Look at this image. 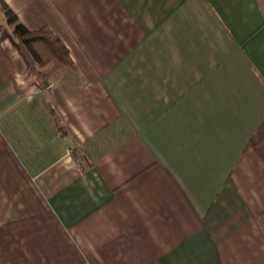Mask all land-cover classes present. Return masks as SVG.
Wrapping results in <instances>:
<instances>
[{"label": "crops", "instance_id": "crops-1", "mask_svg": "<svg viewBox=\"0 0 264 264\" xmlns=\"http://www.w3.org/2000/svg\"><path fill=\"white\" fill-rule=\"evenodd\" d=\"M4 1L0 264H264V0Z\"/></svg>", "mask_w": 264, "mask_h": 264}, {"label": "trees", "instance_id": "trees-1", "mask_svg": "<svg viewBox=\"0 0 264 264\" xmlns=\"http://www.w3.org/2000/svg\"><path fill=\"white\" fill-rule=\"evenodd\" d=\"M0 7L5 18L0 24V41L9 38L25 57L30 71L50 65L74 66L68 47L48 26L29 29L4 0H0ZM39 71L41 78L47 81L46 69Z\"/></svg>", "mask_w": 264, "mask_h": 264}, {"label": "rangeland", "instance_id": "rangeland-1", "mask_svg": "<svg viewBox=\"0 0 264 264\" xmlns=\"http://www.w3.org/2000/svg\"><path fill=\"white\" fill-rule=\"evenodd\" d=\"M5 18H2V13L0 12V24H2V23H4L5 22V20H4ZM4 20V21H3ZM47 67V66H46ZM46 67H44V68H46ZM49 67V66H48ZM43 68V69H44Z\"/></svg>", "mask_w": 264, "mask_h": 264}]
</instances>
